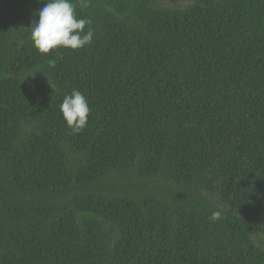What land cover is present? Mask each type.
Here are the masks:
<instances>
[{"label":"trees","instance_id":"16d2710c","mask_svg":"<svg viewBox=\"0 0 264 264\" xmlns=\"http://www.w3.org/2000/svg\"><path fill=\"white\" fill-rule=\"evenodd\" d=\"M190 1L73 0L92 43L42 55L0 0V264H264V0Z\"/></svg>","mask_w":264,"mask_h":264},{"label":"clouds","instance_id":"9594fccd","mask_svg":"<svg viewBox=\"0 0 264 264\" xmlns=\"http://www.w3.org/2000/svg\"><path fill=\"white\" fill-rule=\"evenodd\" d=\"M41 2L44 6L36 12L39 19L30 27L33 46L40 54L47 55L59 48L77 50L92 43L94 37L92 21L77 17L76 3L73 0H41ZM78 2L81 8L88 5V0H78ZM86 26H88L87 30H85ZM48 65L55 67L56 60L50 59ZM59 108L73 134L79 133L87 126L90 107L81 91L73 90L70 95H65ZM221 217V211H214L209 216V221L216 222Z\"/></svg>","mask_w":264,"mask_h":264},{"label":"rangeland","instance_id":"374dc122","mask_svg":"<svg viewBox=\"0 0 264 264\" xmlns=\"http://www.w3.org/2000/svg\"><path fill=\"white\" fill-rule=\"evenodd\" d=\"M161 2L169 7L183 9L191 4L190 0H161Z\"/></svg>","mask_w":264,"mask_h":264}]
</instances>
